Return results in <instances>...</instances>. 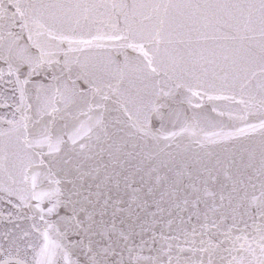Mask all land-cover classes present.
Masks as SVG:
<instances>
[{
	"label": "snow or ice",
	"instance_id": "obj_1",
	"mask_svg": "<svg viewBox=\"0 0 264 264\" xmlns=\"http://www.w3.org/2000/svg\"><path fill=\"white\" fill-rule=\"evenodd\" d=\"M0 264H264V0H0Z\"/></svg>",
	"mask_w": 264,
	"mask_h": 264
}]
</instances>
